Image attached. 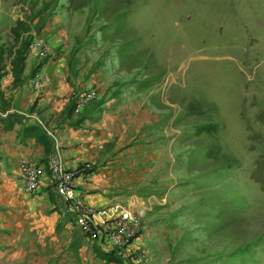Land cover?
<instances>
[{"label": "rangeland", "instance_id": "rangeland-1", "mask_svg": "<svg viewBox=\"0 0 264 264\" xmlns=\"http://www.w3.org/2000/svg\"><path fill=\"white\" fill-rule=\"evenodd\" d=\"M23 40L71 87L54 120L93 90L81 116L135 160L118 187L148 200L104 264H264V0H0V44Z\"/></svg>", "mask_w": 264, "mask_h": 264}, {"label": "crops", "instance_id": "crops-1", "mask_svg": "<svg viewBox=\"0 0 264 264\" xmlns=\"http://www.w3.org/2000/svg\"><path fill=\"white\" fill-rule=\"evenodd\" d=\"M31 62L32 57H27L18 85H11L10 64L4 67L0 79V91L9 104L5 116L0 118V264H104V259L111 261L121 252L107 241L100 228L85 232L62 212L45 166L54 141L38 127L46 136L45 148L36 142L33 133H25L22 128L35 124L33 116L41 121L54 136L64 165L78 169L73 180L76 194L93 208L121 203L132 212L138 210L140 203L145 207L146 194L139 201L134 190L118 187L119 180L134 177L135 160H126L128 164L124 166L119 164L123 160L119 161L118 156L113 159L111 153H104V142L111 141V131L120 127L113 121L104 126L96 112L86 110L88 114L83 116L82 110L77 114L71 112L75 120L64 115L62 118L68 121L65 124H61V117L54 120L66 109L71 87L64 84L65 74H60L54 64L43 70L48 72L46 75L42 76L41 70L28 77ZM38 77L41 89L33 85ZM33 105L36 111L30 112ZM78 119L81 121L76 123ZM20 160L43 167L34 191L25 190L17 177Z\"/></svg>", "mask_w": 264, "mask_h": 264}, {"label": "built area", "instance_id": "built-area-1", "mask_svg": "<svg viewBox=\"0 0 264 264\" xmlns=\"http://www.w3.org/2000/svg\"><path fill=\"white\" fill-rule=\"evenodd\" d=\"M33 43L44 49L41 40ZM33 83L34 87H39L40 78H35ZM94 97L93 90L79 94L75 100L73 113L80 112ZM0 116H5V112H0ZM32 118L35 125H38L54 141L53 151L46 157L45 166L53 191L62 204V212L71 216L73 223L85 232H92L98 227L111 244L124 245L127 243L133 235L134 226L137 223L136 216L121 203H112L101 208L87 205L75 192L73 180L79 174L78 169L64 165L54 136L44 128L36 116ZM42 171V166L32 162L20 160L17 164V177L27 191H34L37 188L38 178ZM82 179H85L84 175Z\"/></svg>", "mask_w": 264, "mask_h": 264}, {"label": "trees", "instance_id": "trees-1", "mask_svg": "<svg viewBox=\"0 0 264 264\" xmlns=\"http://www.w3.org/2000/svg\"><path fill=\"white\" fill-rule=\"evenodd\" d=\"M22 23L20 21H16L15 23V27L11 28V32L14 38V42L17 43L18 37H19V32L17 30V26H20ZM39 25L36 27V32H38L39 30ZM28 47H29V42L23 40L18 47L12 49H8L5 50L3 48V46L0 44V79L3 75V70H4V54L6 56H10V73L12 76V81H11V85L15 86L18 85L21 82V74L24 70L25 67V61L27 58V52H28ZM39 67V63H37L36 65H34L28 75L31 77L34 75V73L36 72V70ZM9 107V104L6 102V100L3 98V94L0 91V112H4L5 110H7ZM71 111H73V108H71ZM8 117V116H7ZM38 125H28L22 128V131H24L25 133H33L34 138L36 140V142H38L39 144L43 145L46 148L47 145V140H46V136L43 134V132L38 130ZM40 128V127H39Z\"/></svg>", "mask_w": 264, "mask_h": 264}]
</instances>
